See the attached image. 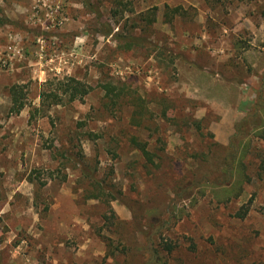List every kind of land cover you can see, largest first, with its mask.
Instances as JSON below:
<instances>
[{"label":"rangeland","instance_id":"rangeland-1","mask_svg":"<svg viewBox=\"0 0 264 264\" xmlns=\"http://www.w3.org/2000/svg\"><path fill=\"white\" fill-rule=\"evenodd\" d=\"M9 45L0 264H264V0H0ZM66 77L89 92L68 101ZM245 135L242 193L220 202L198 183L234 182Z\"/></svg>","mask_w":264,"mask_h":264},{"label":"trees","instance_id":"trees-1","mask_svg":"<svg viewBox=\"0 0 264 264\" xmlns=\"http://www.w3.org/2000/svg\"><path fill=\"white\" fill-rule=\"evenodd\" d=\"M179 10L180 7H176L174 9L175 12ZM56 88L59 89V91H62V93H64L65 96H67L68 101H74L77 98H83V96H85L89 92V87L75 77H66L64 80H60L57 83ZM104 88L106 91V97L109 99V103L113 105L114 104L118 105L120 103L121 91L117 90L116 86L111 82L104 84ZM23 91L24 90L21 89L19 86H12L10 88V94L12 96V103H13L11 111L14 113H19L25 106V103L21 101V98L24 96ZM49 95L55 99V103H60L63 101V98L56 91L51 92V94H48V96ZM138 105L141 106L140 103H138ZM253 114L257 117L260 116V120L262 121V123H264V104L257 105L256 110L253 112ZM246 138L247 140L243 141ZM249 139H250L249 136L245 135L244 139L241 138L238 141V146H237L238 149L235 148L230 153L226 154V156L230 158V164H227V170L230 171V176L234 177V182L232 184L226 185L225 183L222 182L205 180L207 177H205L203 181L198 183L199 185H202L204 187L205 186L216 187L218 200L220 202H227L231 200L233 197H238L242 193L243 182L245 181L246 178L243 169L244 166L243 157L245 156V152L248 148L247 144L249 142ZM130 141L141 152V154L148 162L155 163L153 158L154 153L150 151V149L148 148L147 142L140 140L137 136H132L130 138ZM158 165L159 163L157 164V166ZM83 174L89 178L92 177L85 170H83ZM90 179L95 184L100 186L102 189L104 188L102 182H100L96 178H90ZM101 192H103V190H101ZM88 197H95V196L89 195ZM111 197L113 199L117 198L116 195H113ZM247 211L248 209L246 208L245 210H243V212H240L239 214L240 217H243L247 213ZM169 249H171V246H169Z\"/></svg>","mask_w":264,"mask_h":264},{"label":"built area","instance_id":"built-area-1","mask_svg":"<svg viewBox=\"0 0 264 264\" xmlns=\"http://www.w3.org/2000/svg\"><path fill=\"white\" fill-rule=\"evenodd\" d=\"M20 52L15 45L7 46L3 51H0V69H7L11 66L15 52Z\"/></svg>","mask_w":264,"mask_h":264},{"label":"crops","instance_id":"crops-1","mask_svg":"<svg viewBox=\"0 0 264 264\" xmlns=\"http://www.w3.org/2000/svg\"><path fill=\"white\" fill-rule=\"evenodd\" d=\"M0 70H3V69H0Z\"/></svg>","mask_w":264,"mask_h":264}]
</instances>
